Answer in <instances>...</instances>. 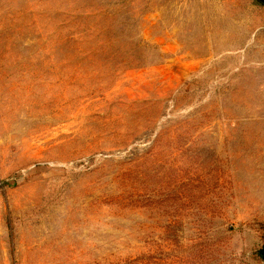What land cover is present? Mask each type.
I'll use <instances>...</instances> for the list:
<instances>
[{"label": "rangeland", "instance_id": "rangeland-1", "mask_svg": "<svg viewBox=\"0 0 264 264\" xmlns=\"http://www.w3.org/2000/svg\"><path fill=\"white\" fill-rule=\"evenodd\" d=\"M0 264H264V0H0Z\"/></svg>", "mask_w": 264, "mask_h": 264}]
</instances>
